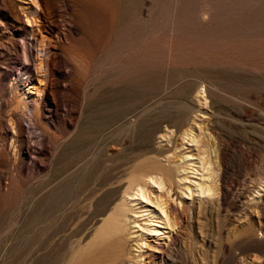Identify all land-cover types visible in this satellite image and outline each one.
<instances>
[{"label": "rangeland", "instance_id": "obj_1", "mask_svg": "<svg viewBox=\"0 0 264 264\" xmlns=\"http://www.w3.org/2000/svg\"><path fill=\"white\" fill-rule=\"evenodd\" d=\"M0 264H264V0H0Z\"/></svg>", "mask_w": 264, "mask_h": 264}, {"label": "bare ground", "instance_id": "obj_2", "mask_svg": "<svg viewBox=\"0 0 264 264\" xmlns=\"http://www.w3.org/2000/svg\"><path fill=\"white\" fill-rule=\"evenodd\" d=\"M24 11V10H23ZM25 13H27L25 16H24V18H25V22H26V24H27V26L28 27H32L33 26V24H35L34 22H35V20H34V17H32L31 19L28 17V15H31V16H33V12H29V11H24ZM35 13V12H34ZM20 17H22V16H20ZM35 35H37V34H34V32H33V29L31 30V40H33V42L34 43H37V42H40V40L39 41H37V39H36V36ZM30 40V41H31ZM44 41V40H43ZM42 42V41H41ZM41 44V43H40ZM29 45H30V43H29ZM43 45V44H42ZM33 51V50H32ZM40 60V59H39ZM26 62H28L27 60H26ZM36 62V61H35ZM41 62L39 61L38 63H35L34 65H37V72L39 71L38 69L40 68V66H39V64H40ZM26 64H28V63H26ZM43 69V68H42ZM34 70H36V67H35V69ZM41 71V70H40ZM39 73V72H38ZM191 159V157H189V156H186V157H184V161L185 162H187V161H189ZM168 171V170H167ZM183 171H185V170H183ZM150 173H152V172H150ZM168 173V172H167ZM167 173H165V174H167ZM147 175V176H146ZM144 176H146L147 178H148V182H150V183H153V184H156L157 186H159V187H161V186H163V185H165V181H166V183H168V185H171L173 182H174V180L172 179V176H170V174L168 173V175H167V178H165V177H163L162 175H152V174H148V173H146V174H139L138 176H135V178H132L130 181H129V185H130V187L132 188V187H136L137 188V195L138 196H143V188L141 187V184H142V177H144ZM173 181V182H172ZM164 183V184H163ZM164 187V186H163ZM162 188V187H161ZM158 206H162V205H158ZM163 207V206H162ZM162 207H159V210H160V213H159V215L161 216V218H162V220H164L165 222H167L168 224H169V222H168V218H166V214L164 213V210H163V208ZM122 216H123V213H122V210H120V209H115L107 218H106V220L104 221V225L101 227V229H99L98 231V233H97V235H96V238H95V243H97V245H99V244H101V243H104L105 241H107L111 236H112V234H117L118 232H121L122 231V226H123V224H122ZM113 237V236H112ZM113 244H114V242H113ZM96 244H93L92 246H95ZM91 246V247H92ZM96 247V246H95ZM101 247V246H100ZM109 247V246H108ZM94 248V247H93ZM101 248H103V247H101ZM92 249V248H91ZM108 249V248H107ZM96 250V249H95ZM104 250H106L105 248H104ZM83 251H86V250H83ZM80 253V252H79ZM83 254V253H82ZM84 255V254H83ZM82 255V256H83ZM79 256V255H78ZM84 259V258H83ZM82 259V260H83Z\"/></svg>", "mask_w": 264, "mask_h": 264}]
</instances>
